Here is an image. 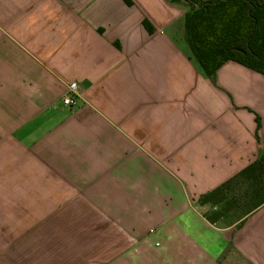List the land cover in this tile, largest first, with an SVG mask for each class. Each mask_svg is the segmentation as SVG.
Wrapping results in <instances>:
<instances>
[{"label": "crops", "instance_id": "crops-1", "mask_svg": "<svg viewBox=\"0 0 264 264\" xmlns=\"http://www.w3.org/2000/svg\"><path fill=\"white\" fill-rule=\"evenodd\" d=\"M130 1L0 0V264H264V203L203 200L264 154V74Z\"/></svg>", "mask_w": 264, "mask_h": 264}, {"label": "trees", "instance_id": "trees-1", "mask_svg": "<svg viewBox=\"0 0 264 264\" xmlns=\"http://www.w3.org/2000/svg\"><path fill=\"white\" fill-rule=\"evenodd\" d=\"M184 1L190 6L185 15L187 40L195 60L208 76H214L229 60L264 74V0ZM144 24L151 30L148 20ZM239 177L252 180L254 195L259 198L248 210L263 204L264 154L224 187L204 195L203 200L212 198Z\"/></svg>", "mask_w": 264, "mask_h": 264}, {"label": "rangeland", "instance_id": "rangeland-1", "mask_svg": "<svg viewBox=\"0 0 264 264\" xmlns=\"http://www.w3.org/2000/svg\"><path fill=\"white\" fill-rule=\"evenodd\" d=\"M253 184L252 180L239 177L228 185V196L236 198L235 201L239 204L237 206L240 207L237 212L239 215L251 208L253 202H258L259 198L254 195L255 186ZM221 193L224 194L225 192L222 190Z\"/></svg>", "mask_w": 264, "mask_h": 264}, {"label": "built area", "instance_id": "built-area-1", "mask_svg": "<svg viewBox=\"0 0 264 264\" xmlns=\"http://www.w3.org/2000/svg\"><path fill=\"white\" fill-rule=\"evenodd\" d=\"M78 95V84L77 82H72L69 84L68 91L63 97V102L66 105L74 106L77 104Z\"/></svg>", "mask_w": 264, "mask_h": 264}]
</instances>
